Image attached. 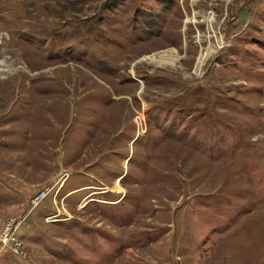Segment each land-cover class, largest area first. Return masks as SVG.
<instances>
[{"label":"rangeland","instance_id":"rangeland-1","mask_svg":"<svg viewBox=\"0 0 264 264\" xmlns=\"http://www.w3.org/2000/svg\"><path fill=\"white\" fill-rule=\"evenodd\" d=\"M1 36L0 264H264V0H0Z\"/></svg>","mask_w":264,"mask_h":264},{"label":"built area","instance_id":"built-area-1","mask_svg":"<svg viewBox=\"0 0 264 264\" xmlns=\"http://www.w3.org/2000/svg\"><path fill=\"white\" fill-rule=\"evenodd\" d=\"M68 175L65 169L60 171V177L64 179ZM37 198V196L35 197ZM19 222L15 217L9 218L0 226V250L9 251L14 255H25V246L18 234Z\"/></svg>","mask_w":264,"mask_h":264},{"label":"bare ground","instance_id":"bare-ground-1","mask_svg":"<svg viewBox=\"0 0 264 264\" xmlns=\"http://www.w3.org/2000/svg\"><path fill=\"white\" fill-rule=\"evenodd\" d=\"M209 20H212V15L209 16ZM5 42H6L5 37L1 36L0 37V55L2 56V58L0 59V74H5L9 70V65L11 64L10 57H8V54L6 53V51H4L5 50V46H6ZM221 44L222 43H219L220 46H221ZM210 52H211V49L208 47L207 50L204 51V53H202L204 55H201L199 57L198 65L196 66V68H197L196 70H198L199 65L201 63H204V61L206 60V57L210 54ZM166 57H168V58L170 57L171 58L170 55H168V56L167 55H161V54L158 55V53H157V54H153L152 56H150V59L152 61H158V60L166 59ZM173 61H175V60H173ZM114 188H116V190L120 191V187L119 186L114 187Z\"/></svg>","mask_w":264,"mask_h":264}]
</instances>
